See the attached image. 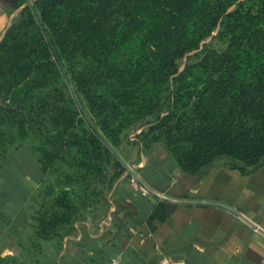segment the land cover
<instances>
[{"label":"trees","instance_id":"1","mask_svg":"<svg viewBox=\"0 0 264 264\" xmlns=\"http://www.w3.org/2000/svg\"><path fill=\"white\" fill-rule=\"evenodd\" d=\"M30 2L8 3L23 7L0 41V190L23 157L43 181L21 256L0 264L52 263L106 206L126 172L122 135L143 122V148L195 180L264 165V0ZM9 221L0 210L3 235Z\"/></svg>","mask_w":264,"mask_h":264},{"label":"crops","instance_id":"2","mask_svg":"<svg viewBox=\"0 0 264 264\" xmlns=\"http://www.w3.org/2000/svg\"><path fill=\"white\" fill-rule=\"evenodd\" d=\"M0 0V41L17 16ZM129 146L135 155L122 151L126 163L155 193L171 200L215 202L238 211L264 232V165L249 175L229 166L209 170L199 180L179 174L159 145L144 149L135 137ZM123 146V145H122ZM25 173L4 183L0 210L9 216L4 235L0 232V258L21 256L15 241L30 223L27 201L41 185L37 165L23 157ZM128 171L114 184L100 213L75 224L71 235L49 264H106L118 256L121 264H264V235L231 212L213 206L177 205L149 194Z\"/></svg>","mask_w":264,"mask_h":264},{"label":"water","instance_id":"3","mask_svg":"<svg viewBox=\"0 0 264 264\" xmlns=\"http://www.w3.org/2000/svg\"><path fill=\"white\" fill-rule=\"evenodd\" d=\"M13 0H7L5 1V3H10ZM28 4L31 5L30 0H27ZM70 86V85H69ZM71 87V86H70ZM115 153V152H114ZM116 156L120 159V161L123 163V165L125 166L126 170L128 171V173L132 176V178L138 182L141 187H143L149 194H151L152 196L159 198L162 201L171 203V204H177V205H192V206H213V207H219L222 209H225L229 212H231L232 214H234L235 216H237L238 218H240L243 222H245L246 224H248L251 228L257 230L260 234L264 235V232L262 230H260L259 228H257L254 224H252L248 219H246L243 215H241L238 211L234 210L233 208L226 206L224 204H220V203H215V202H189V201H182V200H171L169 198L163 197L157 193H155L154 191H152L151 189H149L143 182L142 180L139 178V176L134 172V170L127 165L126 162L123 161V159L121 157H119V155L117 153H115Z\"/></svg>","mask_w":264,"mask_h":264},{"label":"rangeland","instance_id":"4","mask_svg":"<svg viewBox=\"0 0 264 264\" xmlns=\"http://www.w3.org/2000/svg\"><path fill=\"white\" fill-rule=\"evenodd\" d=\"M23 7V6H22ZM21 7V8H22ZM21 8H19V11H18V13L20 12V9ZM216 33H214V35H215ZM210 41V39H208L205 43H208ZM212 46L214 47V48H216V49H218V50H220L221 49V46L218 44V43H216V41L215 42H213L212 43ZM200 50L201 49H199L197 52H200ZM194 53H191V54H189L188 56L189 57H191L192 55H193ZM187 61H189V60H187V58H184L183 60H182V66H181V69H182V67H183V64L184 63H186ZM190 61H194V59L192 58H190ZM146 123L145 122H143L142 124H140V125H138V126H135V127H133V128H131L130 130H128L125 134H123L122 135V138H123V146L121 147V150L122 151H126V152H129L130 154H131V157L133 158V156L135 155L134 153H135V147L134 146H129V144L128 143H135V141H129V137L131 138V139H133V137L134 136H132L134 133H135V131L139 128V127H141V126H143V125H145ZM136 139H138L139 140V137L138 136H136L135 137ZM55 166H57V164L55 163ZM50 175V174H49ZM50 177H53V174H51V176ZM102 211V209L98 212V213H100Z\"/></svg>","mask_w":264,"mask_h":264},{"label":"built area","instance_id":"5","mask_svg":"<svg viewBox=\"0 0 264 264\" xmlns=\"http://www.w3.org/2000/svg\"><path fill=\"white\" fill-rule=\"evenodd\" d=\"M131 181L134 182L135 180L131 177ZM140 192L142 196L149 195V193L143 187H140ZM106 264H121V262L118 256H114L110 258ZM159 264H171V263L166 259H162Z\"/></svg>","mask_w":264,"mask_h":264}]
</instances>
